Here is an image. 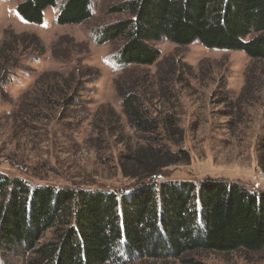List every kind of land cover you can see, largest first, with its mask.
Masks as SVG:
<instances>
[{
  "label": "rangeland",
  "instance_id": "374dc122",
  "mask_svg": "<svg viewBox=\"0 0 264 264\" xmlns=\"http://www.w3.org/2000/svg\"><path fill=\"white\" fill-rule=\"evenodd\" d=\"M131 1L92 0L88 20L59 25L63 0H56L43 23L34 25L17 13L18 0H0V172L32 186L110 189L120 200L133 183L121 175L118 157L126 146L146 141L121 114L118 90L133 87L153 116L170 114L183 131L179 147L165 140L161 145L173 153L181 147L189 162L170 167L163 178H211L264 190L256 152L264 138V61L198 42L181 47L162 40L148 43L158 51L153 65L123 66L118 58L126 40L101 44L97 34L128 21L131 15L118 10ZM8 61L15 67L1 69ZM62 91L67 100L75 95L72 106L61 101ZM49 239L46 234L42 243ZM162 258L121 264H188V257ZM192 258L199 264H264V249ZM26 260L19 246L0 252V264Z\"/></svg>",
  "mask_w": 264,
  "mask_h": 264
},
{
  "label": "trees",
  "instance_id": "16d2710c",
  "mask_svg": "<svg viewBox=\"0 0 264 264\" xmlns=\"http://www.w3.org/2000/svg\"><path fill=\"white\" fill-rule=\"evenodd\" d=\"M18 1L17 13L34 25H41L46 9L56 6V0ZM91 2L63 0L57 24L88 20ZM123 11L131 15L128 21L97 34L101 44L118 37L126 40L118 58L123 66L153 65L158 51L148 43L162 40L181 47L198 42L207 49L240 51L253 61H264V0H134L122 4L118 12ZM18 43L25 44L17 42L16 47ZM30 45L43 53L41 46ZM11 63L1 69L15 67ZM118 93L130 131L146 137L143 144L126 146L118 157L121 175L133 187L119 200V192L110 189L32 186L0 172V252L19 246L27 253L24 264H121L124 259L162 257H188V264H199L192 260L199 252L263 250L264 190L211 178H163L170 167L189 162L181 147L173 153L161 145L163 140L182 144L177 119L153 116L136 88ZM65 96L62 91L61 101L72 106L75 95L68 100ZM256 152L264 171V138ZM46 234L50 239L42 243Z\"/></svg>",
  "mask_w": 264,
  "mask_h": 264
}]
</instances>
